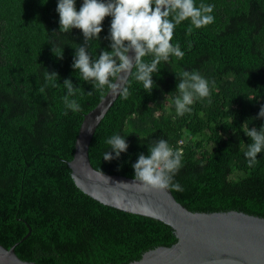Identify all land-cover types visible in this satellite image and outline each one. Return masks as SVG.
Masks as SVG:
<instances>
[{
    "label": "trees",
    "instance_id": "16d2710c",
    "mask_svg": "<svg viewBox=\"0 0 264 264\" xmlns=\"http://www.w3.org/2000/svg\"><path fill=\"white\" fill-rule=\"evenodd\" d=\"M201 2L214 5V22L191 32L188 20L176 26L171 42L184 55L160 65L150 94L129 78L128 98L118 95L95 129L90 161L133 177L138 153L151 137L164 138L182 153L173 179L182 190L167 188L177 201L192 211L264 217V153L249 166L243 152L251 141L241 130L264 123L253 119L264 104V0ZM55 7L56 0H0V244L17 243V256L35 264H129L177 236L162 221L102 204L74 184L67 162L80 124L109 89L92 88L71 68L74 49L64 43L82 44L79 29L49 38L59 28ZM107 43L93 39L86 47L96 58ZM58 45L62 59L54 55ZM45 69L59 74L58 86L41 91ZM185 70L208 79L211 103L197 101L177 117L175 85ZM64 78L81 87L79 112L63 114ZM113 132L126 135L129 147L106 162L101 153Z\"/></svg>",
    "mask_w": 264,
    "mask_h": 264
},
{
    "label": "clouds",
    "instance_id": "9594fccd",
    "mask_svg": "<svg viewBox=\"0 0 264 264\" xmlns=\"http://www.w3.org/2000/svg\"><path fill=\"white\" fill-rule=\"evenodd\" d=\"M46 2L43 0V3ZM76 4L77 0H56L59 28L58 31L53 30L49 38L52 34L79 29L83 37L82 44L64 43L74 49L71 68L78 71L79 80L90 83L92 88H107L122 99L129 96V78L150 94L156 87L152 77L154 74L159 75L160 65L168 62L170 56L183 57L184 52L179 44L171 42L178 24L188 20L191 25L188 31L191 32L193 28L199 29L214 22V5L203 2L197 5L196 0H80L78 9ZM105 17L110 19L106 34L101 37ZM93 39L108 42V50L99 51L96 58L89 54L86 47ZM63 45H58L59 53L54 54L59 59L63 58ZM145 57L151 59L146 60ZM58 79L56 71L45 69L41 91L49 86L57 87ZM62 84L65 89L62 97L63 114L67 115L68 111L79 112L81 105L76 96L81 87L74 85L70 78H64ZM175 87L179 89V95L173 99L177 117L190 112L191 106L197 101L207 100L211 103L210 83L198 71L185 70ZM253 119L264 121V104L260 105ZM241 130L251 141L243 152L251 166L256 162L257 154L264 153V123L259 127L248 126ZM232 131L236 133L234 128ZM104 143L107 149L101 153V157L106 162L119 159L129 147L126 135L119 132H113ZM181 167L182 153L170 147L166 139L151 137L147 152L138 153L131 164L132 182H136L144 192L169 187L180 191L181 185L173 183V179Z\"/></svg>",
    "mask_w": 264,
    "mask_h": 264
},
{
    "label": "water",
    "instance_id": "95a60500",
    "mask_svg": "<svg viewBox=\"0 0 264 264\" xmlns=\"http://www.w3.org/2000/svg\"><path fill=\"white\" fill-rule=\"evenodd\" d=\"M117 96L108 90L84 114L72 158L67 163L74 184L91 198L126 212L155 218L174 230L175 244L149 249L129 264H264V217L239 210L192 211L167 188L144 192L132 182L133 177L108 174L93 167L90 142ZM16 244L9 248L0 244V264H35L17 256Z\"/></svg>",
    "mask_w": 264,
    "mask_h": 264
}]
</instances>
